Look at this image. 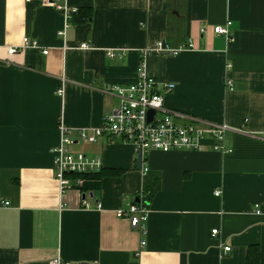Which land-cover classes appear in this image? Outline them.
I'll use <instances>...</instances> for the list:
<instances>
[{"label":"crops","instance_id":"1","mask_svg":"<svg viewBox=\"0 0 264 264\" xmlns=\"http://www.w3.org/2000/svg\"><path fill=\"white\" fill-rule=\"evenodd\" d=\"M60 5L67 18L49 0H0V264H264V0ZM226 21L228 39L214 35ZM22 38L37 48L7 54ZM188 41L174 56L147 55L145 72L174 85L167 113L224 125L223 139L148 152L140 169L130 144L77 141L70 150L102 167L59 195L51 149L60 129L76 141L77 130L98 128L118 105L109 87L135 81L142 49ZM145 187L139 236L116 211L144 201Z\"/></svg>","mask_w":264,"mask_h":264},{"label":"built area","instance_id":"2","mask_svg":"<svg viewBox=\"0 0 264 264\" xmlns=\"http://www.w3.org/2000/svg\"><path fill=\"white\" fill-rule=\"evenodd\" d=\"M62 12L64 18L68 17V10L61 6L64 0H49ZM75 14V10H71ZM226 21L222 25L212 27V33L216 36H223L228 39V26ZM65 27V25H64ZM204 30L200 29L202 33ZM64 30L57 33L62 37ZM37 48L34 41L22 38L18 48H7V54H13L18 49ZM87 46L81 44L79 49L85 50ZM192 48L188 41L185 46L180 48H170L162 42H157L151 48L142 49L139 55V62L136 68V79L128 85L114 84L109 87V92L118 99L117 108L102 116L100 126L90 130L82 129L76 131V141L70 138L69 131L60 129L58 144L51 149L53 155V179L56 183L59 195L66 189L77 186L81 182L82 176L97 173L102 165L99 158L88 157L82 153H74L70 150L78 142L81 144H93L98 139H115L122 143L130 144L134 150L141 154L148 152L168 153L180 150L197 151L202 149V140L210 138L222 140L226 126L219 125L211 128H204L192 121L185 120L178 115H171L163 108V95L170 93L174 85L171 83L158 84L149 78L145 72L143 59L149 54L161 56H174L179 51ZM42 55L47 51L42 50ZM106 56L112 57L113 52H106ZM230 86L229 82H226ZM57 95H61V89L56 90ZM149 111H152L150 119H147ZM245 121V120H244ZM78 141V142H77ZM215 150H223L220 145L214 146ZM147 169H143L146 172ZM75 176V177H74ZM216 191L214 195H218ZM137 203H132L127 210H117L116 216L125 218L130 228L134 229L139 236L145 232L147 219V207L142 197ZM99 208V206H97ZM216 235V229L210 231V237ZM138 248L144 245L143 239L139 241ZM229 248L224 247V251ZM50 264H69L61 262L58 258L51 260Z\"/></svg>","mask_w":264,"mask_h":264},{"label":"water","instance_id":"3","mask_svg":"<svg viewBox=\"0 0 264 264\" xmlns=\"http://www.w3.org/2000/svg\"><path fill=\"white\" fill-rule=\"evenodd\" d=\"M152 115V111H149L148 115H147V119H150V116ZM146 157V154L143 153H139L137 152L136 157H135V167L136 169H140L141 166V160L144 159ZM135 202H137V199L135 200Z\"/></svg>","mask_w":264,"mask_h":264},{"label":"trees","instance_id":"4","mask_svg":"<svg viewBox=\"0 0 264 264\" xmlns=\"http://www.w3.org/2000/svg\"><path fill=\"white\" fill-rule=\"evenodd\" d=\"M145 191H148V196L144 198V204L146 205V203H148V201L151 198V191L147 189V187H145ZM150 191V192H149ZM147 207V206H146ZM255 264V263H254Z\"/></svg>","mask_w":264,"mask_h":264}]
</instances>
